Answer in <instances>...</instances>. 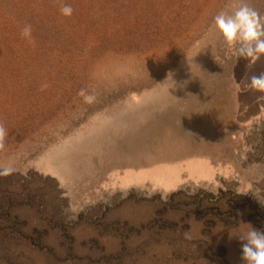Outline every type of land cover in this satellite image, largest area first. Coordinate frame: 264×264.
Returning a JSON list of instances; mask_svg holds the SVG:
<instances>
[{
	"label": "rangeland",
	"instance_id": "374dc122",
	"mask_svg": "<svg viewBox=\"0 0 264 264\" xmlns=\"http://www.w3.org/2000/svg\"><path fill=\"white\" fill-rule=\"evenodd\" d=\"M236 4L0 0V264H243L239 237L264 231V117L235 125L234 97L264 56L248 66L215 28ZM200 158L245 176L196 180Z\"/></svg>",
	"mask_w": 264,
	"mask_h": 264
},
{
	"label": "clouds",
	"instance_id": "9594fccd",
	"mask_svg": "<svg viewBox=\"0 0 264 264\" xmlns=\"http://www.w3.org/2000/svg\"><path fill=\"white\" fill-rule=\"evenodd\" d=\"M60 12L63 16L70 17L73 14V8L71 5L61 3ZM214 26L236 57L246 59L248 66L255 64L264 56V14L252 7L248 0H237L236 7L231 12L220 11L214 17ZM21 36L35 46L31 24H25L21 30ZM47 87L45 83L41 90ZM244 87L264 93V72L248 76ZM78 94L84 98L85 103H92L95 100V96L84 89H81ZM258 99H264V96ZM7 135V129L3 122H0V152L6 148ZM13 171L11 166H3L0 168V175L7 176ZM239 239L242 242L243 264H264V231L251 227Z\"/></svg>",
	"mask_w": 264,
	"mask_h": 264
},
{
	"label": "crops",
	"instance_id": "0c3cea01",
	"mask_svg": "<svg viewBox=\"0 0 264 264\" xmlns=\"http://www.w3.org/2000/svg\"><path fill=\"white\" fill-rule=\"evenodd\" d=\"M261 96H264V93L256 92L246 88L235 94L234 99L237 102V108L234 112L233 122L235 125H240V127L248 126L253 121H256V115H261V117H264V99H258V97ZM209 163L214 167L212 177H200L194 179L204 181V178H209L215 181L218 178L225 177L229 180H237L236 178H238V176L241 177V174L245 176V171H241V168L232 162H224L226 164H216L209 161ZM252 169L254 170V167Z\"/></svg>",
	"mask_w": 264,
	"mask_h": 264
},
{
	"label": "bare ground",
	"instance_id": "6f19581e",
	"mask_svg": "<svg viewBox=\"0 0 264 264\" xmlns=\"http://www.w3.org/2000/svg\"><path fill=\"white\" fill-rule=\"evenodd\" d=\"M194 159V158H193ZM193 159H191V160H189L190 161V163H194V161H193ZM207 162H209L207 159H205V158H200V162L197 164V165H195V167H200V168H203V169H205V167H204V165L207 163ZM187 164H188V162H187ZM187 166V165H186ZM207 171H210V170H207ZM189 172V171H188ZM212 173V172H211ZM189 174L190 175H192L190 172H189ZM127 175H134L133 173H129V174H127L126 173V175L123 177V179L121 178V180H125V181H127L128 180V176ZM135 177V175L134 176H131V177H129L131 180H133V179H135L134 178ZM137 179V178H136ZM170 183H172V182H170Z\"/></svg>",
	"mask_w": 264,
	"mask_h": 264
}]
</instances>
